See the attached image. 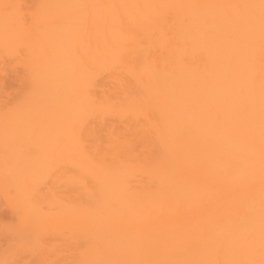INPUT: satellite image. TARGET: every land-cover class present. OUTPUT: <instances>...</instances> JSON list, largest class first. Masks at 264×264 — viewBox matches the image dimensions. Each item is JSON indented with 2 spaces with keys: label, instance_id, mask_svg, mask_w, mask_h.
Here are the masks:
<instances>
[{
  "label": "bare ground",
  "instance_id": "obj_1",
  "mask_svg": "<svg viewBox=\"0 0 264 264\" xmlns=\"http://www.w3.org/2000/svg\"><path fill=\"white\" fill-rule=\"evenodd\" d=\"M0 264H264V0H0Z\"/></svg>",
  "mask_w": 264,
  "mask_h": 264
},
{
  "label": "rangeland",
  "instance_id": "obj_2",
  "mask_svg": "<svg viewBox=\"0 0 264 264\" xmlns=\"http://www.w3.org/2000/svg\"><path fill=\"white\" fill-rule=\"evenodd\" d=\"M3 214H6V211H4Z\"/></svg>",
  "mask_w": 264,
  "mask_h": 264
}]
</instances>
